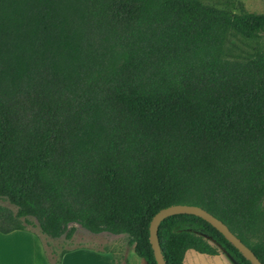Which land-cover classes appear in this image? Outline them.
Wrapping results in <instances>:
<instances>
[{"label":"trees","instance_id":"trees-1","mask_svg":"<svg viewBox=\"0 0 264 264\" xmlns=\"http://www.w3.org/2000/svg\"><path fill=\"white\" fill-rule=\"evenodd\" d=\"M262 35L264 13L203 0H0V231L79 224L158 264L153 216L196 204L264 263ZM205 235L253 264L194 214L161 222L166 263L218 254Z\"/></svg>","mask_w":264,"mask_h":264},{"label":"rangeland","instance_id":"rangeland-1","mask_svg":"<svg viewBox=\"0 0 264 264\" xmlns=\"http://www.w3.org/2000/svg\"><path fill=\"white\" fill-rule=\"evenodd\" d=\"M203 1L206 3L214 4L222 8H230L234 11L247 10L252 12L264 13V0H203ZM259 41L264 45V35L261 36ZM254 44L255 42L251 41V45ZM229 47L230 50L236 56L242 54V49H249L238 38H233L232 42L229 44ZM3 203L15 209L14 206L8 204L7 202H3ZM31 220L32 223L28 224L27 227L30 230L35 231L42 236L45 245L48 249V252L52 254L54 260H57L60 257V255L67 250L82 246H90L97 249H107L113 251L115 253L116 260H118L121 264H125V259L128 258L129 255L130 257L132 256V258L129 259V264H147L145 260L141 259L133 251V247L129 245V239L125 235H113L108 232L94 234L82 228L79 224H74L77 229L72 239H67L65 238V236L59 239H52L40 231L37 221L34 218H31ZM205 237L213 245L217 246L220 252H227L212 238L206 235ZM191 252H193V254L198 256V258L191 260L189 256L187 264H229V262L220 253L216 255H208V254L200 253L193 249Z\"/></svg>","mask_w":264,"mask_h":264},{"label":"crops","instance_id":"crops-1","mask_svg":"<svg viewBox=\"0 0 264 264\" xmlns=\"http://www.w3.org/2000/svg\"><path fill=\"white\" fill-rule=\"evenodd\" d=\"M191 251L192 249L186 251L184 264H187L189 256L191 260L198 258ZM219 253L229 264H239L228 252ZM131 258L129 255L128 259ZM115 261V253L111 250L82 246L65 251L61 264H115ZM0 264H56V260L48 252L39 233L30 229L9 233L0 231Z\"/></svg>","mask_w":264,"mask_h":264},{"label":"water","instance_id":"water-1","mask_svg":"<svg viewBox=\"0 0 264 264\" xmlns=\"http://www.w3.org/2000/svg\"><path fill=\"white\" fill-rule=\"evenodd\" d=\"M176 214H194L212 224L253 264H264L256 253L244 243L220 218L196 204H174L159 210L150 223V241L158 264H167L161 250L159 227L163 220Z\"/></svg>","mask_w":264,"mask_h":264}]
</instances>
